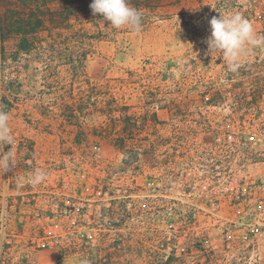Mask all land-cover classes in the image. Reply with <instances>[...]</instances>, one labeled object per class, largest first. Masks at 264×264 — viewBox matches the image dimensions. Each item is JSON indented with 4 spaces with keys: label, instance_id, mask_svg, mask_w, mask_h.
Returning <instances> with one entry per match:
<instances>
[{
    "label": "rangeland",
    "instance_id": "374dc122",
    "mask_svg": "<svg viewBox=\"0 0 264 264\" xmlns=\"http://www.w3.org/2000/svg\"><path fill=\"white\" fill-rule=\"evenodd\" d=\"M135 8L140 31L100 17L0 44L1 264H264V51L233 73L206 43L231 11L264 35V0Z\"/></svg>",
    "mask_w": 264,
    "mask_h": 264
},
{
    "label": "clouds",
    "instance_id": "9594fccd",
    "mask_svg": "<svg viewBox=\"0 0 264 264\" xmlns=\"http://www.w3.org/2000/svg\"><path fill=\"white\" fill-rule=\"evenodd\" d=\"M90 8L94 15L102 16L114 29L128 28L140 31L142 28V12L131 6L129 0H93ZM209 23L211 35L206 43L211 53H221L229 71L237 72L242 66V58L250 50L264 51V35H259L253 23L239 11L214 16ZM9 122L10 114L0 110V145L15 144ZM14 168L15 158L12 150L0 153V171L6 173ZM47 175L44 170L38 168L28 177L18 180V184L31 183L36 186L45 182ZM80 264H89V261L82 259Z\"/></svg>",
    "mask_w": 264,
    "mask_h": 264
},
{
    "label": "trees",
    "instance_id": "16d2710c",
    "mask_svg": "<svg viewBox=\"0 0 264 264\" xmlns=\"http://www.w3.org/2000/svg\"><path fill=\"white\" fill-rule=\"evenodd\" d=\"M131 6L144 5L147 0H129ZM88 0H19V7H8L0 10V44L11 36L19 37V50L31 52L38 46V33L47 31L54 25L73 26L72 20L94 22L100 15H94ZM86 39L92 42L96 35L87 34ZM102 36V35H101ZM91 44V43H90ZM114 106V105H113ZM116 106V105H115ZM127 106L113 107V112L125 111ZM128 115H123L127 119ZM159 261L157 264H166ZM2 261H0V264ZM94 264H112V261L99 258Z\"/></svg>",
    "mask_w": 264,
    "mask_h": 264
}]
</instances>
